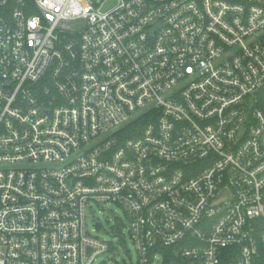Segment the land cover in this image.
<instances>
[{"label": "built area", "instance_id": "built-area-1", "mask_svg": "<svg viewBox=\"0 0 264 264\" xmlns=\"http://www.w3.org/2000/svg\"><path fill=\"white\" fill-rule=\"evenodd\" d=\"M107 1L0 0V264H264V0Z\"/></svg>", "mask_w": 264, "mask_h": 264}, {"label": "rangeland", "instance_id": "rangeland-1", "mask_svg": "<svg viewBox=\"0 0 264 264\" xmlns=\"http://www.w3.org/2000/svg\"><path fill=\"white\" fill-rule=\"evenodd\" d=\"M117 0H108L102 6L103 11L112 9L117 5ZM150 110V106L146 107V113ZM142 119L136 122L140 123ZM131 120L124 126H132L136 123ZM111 133L102 134L94 142L102 140ZM93 142V143H94ZM61 162L50 164L51 167H60ZM101 222L103 228L96 230V223ZM130 219L124 208L115 203L93 204L87 211V228L88 231L101 239L112 240V249L100 255L96 260L97 264H140L137 244L131 237L129 231ZM118 235V236H115ZM114 238V239H113ZM152 264H159L155 261Z\"/></svg>", "mask_w": 264, "mask_h": 264}, {"label": "trees", "instance_id": "trees-1", "mask_svg": "<svg viewBox=\"0 0 264 264\" xmlns=\"http://www.w3.org/2000/svg\"><path fill=\"white\" fill-rule=\"evenodd\" d=\"M261 94H262V104H264V90L261 92ZM131 130H132V126L127 127V132L131 133ZM133 131H134V127H133ZM170 261H171L170 258H166L165 264H170Z\"/></svg>", "mask_w": 264, "mask_h": 264}, {"label": "water", "instance_id": "water-1", "mask_svg": "<svg viewBox=\"0 0 264 264\" xmlns=\"http://www.w3.org/2000/svg\"><path fill=\"white\" fill-rule=\"evenodd\" d=\"M139 115H140V113L137 114V115H135V118L138 117ZM101 227H102V226H101V223L98 222V223H97V229L99 230V229H101Z\"/></svg>", "mask_w": 264, "mask_h": 264}]
</instances>
